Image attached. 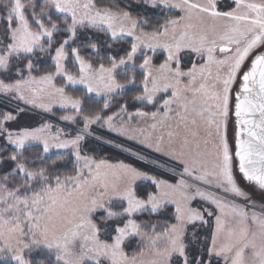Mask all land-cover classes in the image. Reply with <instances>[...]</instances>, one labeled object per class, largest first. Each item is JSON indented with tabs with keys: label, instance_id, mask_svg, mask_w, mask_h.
Wrapping results in <instances>:
<instances>
[{
	"label": "snow or ice",
	"instance_id": "obj_1",
	"mask_svg": "<svg viewBox=\"0 0 264 264\" xmlns=\"http://www.w3.org/2000/svg\"><path fill=\"white\" fill-rule=\"evenodd\" d=\"M0 264H264V0H0Z\"/></svg>",
	"mask_w": 264,
	"mask_h": 264
},
{
	"label": "trees",
	"instance_id": "obj_2",
	"mask_svg": "<svg viewBox=\"0 0 264 264\" xmlns=\"http://www.w3.org/2000/svg\"><path fill=\"white\" fill-rule=\"evenodd\" d=\"M25 2L30 4V0H25ZM29 115L34 116V119L26 120V122L32 124L33 126H36L40 120L35 115L32 114ZM102 134L106 136L108 135L106 132H102ZM97 151L100 152L102 155L111 157L113 160L126 159L128 155L127 153H121L119 149L113 148L111 145H105L103 148L97 147Z\"/></svg>",
	"mask_w": 264,
	"mask_h": 264
},
{
	"label": "rangeland",
	"instance_id": "obj_3",
	"mask_svg": "<svg viewBox=\"0 0 264 264\" xmlns=\"http://www.w3.org/2000/svg\"><path fill=\"white\" fill-rule=\"evenodd\" d=\"M30 2H31V0H30ZM32 115H34V114H32ZM36 117H38L39 120L41 119L40 116H36ZM60 126H61V127H64V126H65V122H61V123H60ZM72 127H73V126H68V127L66 128V131L71 130Z\"/></svg>",
	"mask_w": 264,
	"mask_h": 264
}]
</instances>
